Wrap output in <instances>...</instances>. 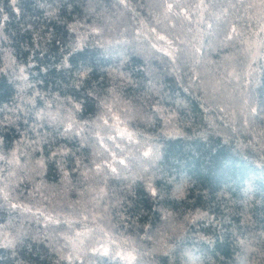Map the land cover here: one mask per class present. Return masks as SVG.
Wrapping results in <instances>:
<instances>
[{"label": "trees", "instance_id": "obj_1", "mask_svg": "<svg viewBox=\"0 0 264 264\" xmlns=\"http://www.w3.org/2000/svg\"><path fill=\"white\" fill-rule=\"evenodd\" d=\"M0 264H264V0H0Z\"/></svg>", "mask_w": 264, "mask_h": 264}, {"label": "snow or ice", "instance_id": "obj_2", "mask_svg": "<svg viewBox=\"0 0 264 264\" xmlns=\"http://www.w3.org/2000/svg\"><path fill=\"white\" fill-rule=\"evenodd\" d=\"M169 7H171V6H169ZM161 39H163V37H161ZM68 127L71 128L72 126L69 125ZM145 155H150V153H147V152H146ZM113 171H115V169H113ZM152 194H153V195H156V194H157V193L155 192L154 189L152 190Z\"/></svg>", "mask_w": 264, "mask_h": 264}, {"label": "rangeland", "instance_id": "obj_3", "mask_svg": "<svg viewBox=\"0 0 264 264\" xmlns=\"http://www.w3.org/2000/svg\"><path fill=\"white\" fill-rule=\"evenodd\" d=\"M221 44H224L222 41L221 42H218L217 43V45H216V48L217 47H219V45H221ZM94 133H93V131H92V135H93ZM133 141L135 142L136 141V139H133ZM133 143V142H132ZM108 145H109V143H108ZM128 149H129V147H127Z\"/></svg>", "mask_w": 264, "mask_h": 264}]
</instances>
